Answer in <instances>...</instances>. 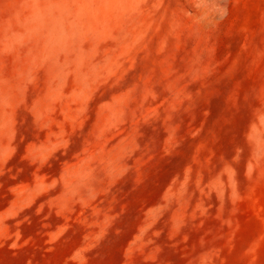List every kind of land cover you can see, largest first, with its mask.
Returning a JSON list of instances; mask_svg holds the SVG:
<instances>
[{"label":"rangeland","instance_id":"1","mask_svg":"<svg viewBox=\"0 0 264 264\" xmlns=\"http://www.w3.org/2000/svg\"><path fill=\"white\" fill-rule=\"evenodd\" d=\"M0 264H264V0H0Z\"/></svg>","mask_w":264,"mask_h":264}]
</instances>
